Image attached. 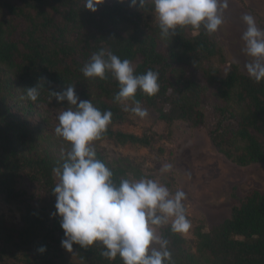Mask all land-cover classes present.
Wrapping results in <instances>:
<instances>
[{
  "label": "trees",
  "instance_id": "16d2710c",
  "mask_svg": "<svg viewBox=\"0 0 264 264\" xmlns=\"http://www.w3.org/2000/svg\"><path fill=\"white\" fill-rule=\"evenodd\" d=\"M101 48L130 60L136 74H159L156 95L136 94L159 121L206 128L213 148L237 167L264 165V82H254L229 64L202 28H184L162 39L148 4L139 10L104 0L92 13L83 0H0V198L23 206L19 225L0 220V264H123L119 256H101L99 246L74 244L71 253L66 251L60 218L53 216L52 169L64 162L70 146L54 131L57 113L67 102H57L51 92L74 86L79 100L113 113L106 132L93 143L108 139L119 146L149 147L152 142L153 134L113 130L132 114L114 102L119 84L111 75L104 80L83 76L82 67ZM30 87H39L35 102L26 98ZM206 106L213 110L210 127ZM94 149L116 184L142 177L129 161H108ZM35 200L39 207L33 206ZM159 235L169 241L171 264H264V190L244 196L222 224L209 231L196 229L194 252L169 225ZM41 247L46 251L40 253ZM69 253L77 263L68 260Z\"/></svg>",
  "mask_w": 264,
  "mask_h": 264
},
{
  "label": "clouds",
  "instance_id": "9594fccd",
  "mask_svg": "<svg viewBox=\"0 0 264 264\" xmlns=\"http://www.w3.org/2000/svg\"><path fill=\"white\" fill-rule=\"evenodd\" d=\"M84 9L92 13L104 0H83ZM129 7L144 8L148 0H117ZM161 38L174 37L179 30L191 28L215 34L224 24L227 0H151ZM246 30L242 34L243 51L249 58L245 64L250 79L264 82V29L255 17L242 16ZM85 78L104 80L111 75L119 84L114 102L134 117H148V110L136 100V94L154 96L159 91V74L148 70L136 74L132 62L103 48L94 52L81 69ZM40 87V85H39ZM39 87L25 90L26 98L37 101ZM57 102H67L60 111L55 134L70 147L64 162L52 169L57 182L52 190L56 197L55 213L65 238L61 246L68 252L73 245L80 248L102 247L101 256L123 264H171L169 241L158 235V229L171 222L170 231L186 233L191 223L186 216L182 190L172 192L159 179L142 176L113 180L112 170L97 159L93 142L102 138L112 122L111 111H101L91 100H79L74 86L51 92ZM79 100V103H78ZM165 163L160 175L170 173ZM131 175V174H129ZM46 251L44 247L38 249Z\"/></svg>",
  "mask_w": 264,
  "mask_h": 264
},
{
  "label": "rangeland",
  "instance_id": "374dc122",
  "mask_svg": "<svg viewBox=\"0 0 264 264\" xmlns=\"http://www.w3.org/2000/svg\"><path fill=\"white\" fill-rule=\"evenodd\" d=\"M147 4L151 5V0H148ZM227 5L223 13L224 24L212 37L227 62L236 64L240 72L248 76L245 64L249 58L243 51L242 41L246 25L242 16H254L257 26L264 29V0H227ZM15 34V37L20 36L18 31ZM205 118L206 127H210L214 116L213 110L208 106ZM113 130L135 136L153 134L150 136L152 142L149 147L119 146L108 139L93 143L92 146L108 161L127 160L142 176L159 179L172 192L182 190L185 193L186 216L191 227L180 236L186 240L192 252L196 250L197 245L196 229L209 231L222 224L230 218L232 208L239 206L244 196L253 190H264V165L240 168L231 164L213 148L206 128L191 129L183 122H173L167 126L158 120L156 114L149 113L144 119L127 116L123 122L114 126ZM49 131L53 133L52 128ZM165 163H171L173 168L170 173L161 176L160 169ZM54 178L57 182L56 177ZM32 204L35 207L41 205L40 200H35ZM22 214L23 206L6 204L0 198V220L9 226H17L21 223ZM168 225L171 226V222ZM67 258L70 262H78L73 254L69 253Z\"/></svg>",
  "mask_w": 264,
  "mask_h": 264
}]
</instances>
